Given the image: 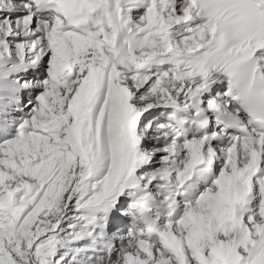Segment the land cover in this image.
I'll use <instances>...</instances> for the list:
<instances>
[{"label":"snow or ice","instance_id":"snow-or-ice-1","mask_svg":"<svg viewBox=\"0 0 264 264\" xmlns=\"http://www.w3.org/2000/svg\"><path fill=\"white\" fill-rule=\"evenodd\" d=\"M0 264H264V0H0Z\"/></svg>","mask_w":264,"mask_h":264}]
</instances>
